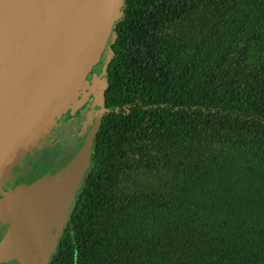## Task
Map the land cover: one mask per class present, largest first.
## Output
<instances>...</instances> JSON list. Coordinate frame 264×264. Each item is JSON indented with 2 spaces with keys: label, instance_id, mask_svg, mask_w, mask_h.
Masks as SVG:
<instances>
[{
  "label": "trees",
  "instance_id": "obj_1",
  "mask_svg": "<svg viewBox=\"0 0 264 264\" xmlns=\"http://www.w3.org/2000/svg\"><path fill=\"white\" fill-rule=\"evenodd\" d=\"M123 10L106 113L48 264H264V0Z\"/></svg>",
  "mask_w": 264,
  "mask_h": 264
},
{
  "label": "water",
  "instance_id": "obj_2",
  "mask_svg": "<svg viewBox=\"0 0 264 264\" xmlns=\"http://www.w3.org/2000/svg\"><path fill=\"white\" fill-rule=\"evenodd\" d=\"M125 0H0V220L9 229L0 261L47 264L90 166L105 112L78 154L55 174L6 188L11 169L46 143L65 112L89 96L105 99L107 80L88 78L108 46ZM107 62L104 66L106 71ZM101 82V81H100Z\"/></svg>",
  "mask_w": 264,
  "mask_h": 264
},
{
  "label": "flooded vegetation",
  "instance_id": "obj_3",
  "mask_svg": "<svg viewBox=\"0 0 264 264\" xmlns=\"http://www.w3.org/2000/svg\"><path fill=\"white\" fill-rule=\"evenodd\" d=\"M106 51L102 54L101 62L98 63V66L95 68L93 73H89L88 78L93 81L95 77H99L98 86H104V66H105V58ZM107 79V78H106ZM101 88H97L96 95L90 96L88 100L78 107L74 113L65 112L61 115L58 120V124L55 125L51 132L47 135L46 143L42 146H36L32 153H27L22 162L17 163L11 169L12 178L6 184V188H15L19 185H30L36 182L39 178L43 177L46 174H55L61 168L66 166L80 151L82 146L84 145L87 136L93 130V127L97 120V115L100 112L106 113V108L103 102H98L100 100L99 91ZM104 114L101 117L103 118ZM101 123V122H100ZM74 126L72 131V135H66V130L70 128V126ZM100 125V124H99ZM99 125L97 127L96 135L99 129ZM94 136V138L96 137ZM94 138L92 145H94ZM55 148L57 151L56 154V164L54 167L50 168H40L36 169L33 164L40 159L37 156L42 152L44 153L49 148ZM93 148V147H92ZM32 162V169L27 168L29 163ZM72 206L70 208V211ZM9 223L0 220V242L6 235L9 229ZM53 255V254H52ZM47 264L49 263L51 256ZM0 264H24L18 259H10L5 261H0Z\"/></svg>",
  "mask_w": 264,
  "mask_h": 264
},
{
  "label": "rangeland",
  "instance_id": "obj_4",
  "mask_svg": "<svg viewBox=\"0 0 264 264\" xmlns=\"http://www.w3.org/2000/svg\"><path fill=\"white\" fill-rule=\"evenodd\" d=\"M95 96V95H93ZM90 97V96H89ZM88 97V98H89ZM87 98V100H88ZM86 100V101H87ZM74 129V126H70V128H68L66 130V135L68 136H71L72 135V131ZM56 154H57V151L55 148H49L48 150H46L44 153H40L37 158L40 159V161H37L33 164V166L36 168V169H39L40 168H52L54 167V165L56 164ZM27 168L29 169H32V162L29 163V165L27 166Z\"/></svg>",
  "mask_w": 264,
  "mask_h": 264
}]
</instances>
